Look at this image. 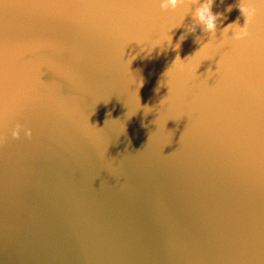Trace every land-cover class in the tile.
<instances>
[{
	"label": "water",
	"instance_id": "95a60500",
	"mask_svg": "<svg viewBox=\"0 0 264 264\" xmlns=\"http://www.w3.org/2000/svg\"><path fill=\"white\" fill-rule=\"evenodd\" d=\"M198 6L0 0V264H264V0Z\"/></svg>",
	"mask_w": 264,
	"mask_h": 264
},
{
	"label": "clouds",
	"instance_id": "9594fccd",
	"mask_svg": "<svg viewBox=\"0 0 264 264\" xmlns=\"http://www.w3.org/2000/svg\"><path fill=\"white\" fill-rule=\"evenodd\" d=\"M189 4V5H199L195 8V20L198 21L199 25L202 27V31L204 33H207L211 36V38H215L216 32H217V23L218 21L224 19L222 13H213L212 6L214 3V0H205L204 3H200V0H160V7L162 9H173L175 10L179 5L183 4ZM241 12H246L248 16H253L255 14L254 10L247 11L244 9H241ZM227 11H231V6L227 9ZM247 21L245 22L243 27H240L239 31H232L233 35L231 37L228 36V32L232 28V25H238L237 22H234L232 24L227 25L223 29V34L226 39H235V40H242L247 38L249 33L246 31L245 25ZM189 32L195 33L196 27L195 24L188 29ZM180 41H183L186 39L185 35L180 36ZM200 37H197L196 40L198 41ZM179 45V44H178ZM21 132H23V135L26 138L32 137V129L20 124H16L15 127L11 130V137L13 139H19L21 136ZM6 137L3 135H0V147H2L6 143Z\"/></svg>",
	"mask_w": 264,
	"mask_h": 264
}]
</instances>
